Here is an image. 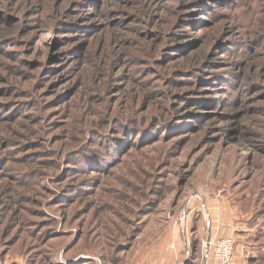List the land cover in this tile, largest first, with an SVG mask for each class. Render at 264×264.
Segmentation results:
<instances>
[{
	"label": "rangeland",
	"instance_id": "374dc122",
	"mask_svg": "<svg viewBox=\"0 0 264 264\" xmlns=\"http://www.w3.org/2000/svg\"><path fill=\"white\" fill-rule=\"evenodd\" d=\"M0 22V264H158L212 197L264 219V0H0Z\"/></svg>",
	"mask_w": 264,
	"mask_h": 264
},
{
	"label": "crops",
	"instance_id": "0c3cea01",
	"mask_svg": "<svg viewBox=\"0 0 264 264\" xmlns=\"http://www.w3.org/2000/svg\"><path fill=\"white\" fill-rule=\"evenodd\" d=\"M248 200V196L245 199L221 196L201 201L196 225L190 223L182 230L176 226L160 239L156 248L158 264H185L189 255H198L201 264H221L214 260L205 243L225 238L236 242L235 257L230 264H264V219ZM172 241L175 244L170 247ZM151 251L149 246L147 264H156L149 259Z\"/></svg>",
	"mask_w": 264,
	"mask_h": 264
},
{
	"label": "built area",
	"instance_id": "2783aa9c",
	"mask_svg": "<svg viewBox=\"0 0 264 264\" xmlns=\"http://www.w3.org/2000/svg\"><path fill=\"white\" fill-rule=\"evenodd\" d=\"M205 244L211 248L215 261L221 264H230L232 262L236 247L234 239L225 238L215 241L210 240Z\"/></svg>",
	"mask_w": 264,
	"mask_h": 264
},
{
	"label": "trees",
	"instance_id": "16d2710c",
	"mask_svg": "<svg viewBox=\"0 0 264 264\" xmlns=\"http://www.w3.org/2000/svg\"><path fill=\"white\" fill-rule=\"evenodd\" d=\"M250 8V7H249ZM8 26H10V24H8V22H0V42H4V43H6V44H8L10 41H11V34H13V32L15 31V29H12V27L14 28L15 26H10V28L8 27ZM26 27H23V29H25ZM206 41L207 40H204V41H202V42H200V44L198 45V47L197 48H199V47H202V46H204V45H206ZM188 46L190 47V48H192V47H194V46H197V42H195V41H189L188 42ZM153 51H155L156 52V47H154V49H153ZM4 53L6 54V51H4ZM3 118H1L0 120H2ZM3 140V139H2ZM1 140V141H2ZM243 196H245V195H243ZM243 198V197H242ZM250 203L252 204V203H254L252 200L250 201ZM255 204V203H254ZM256 207V206H255ZM261 213L263 212V209L262 210H259ZM258 211V212H259ZM260 213V214H261ZM262 215V214H261ZM80 242V238L77 240V243H79ZM76 243V244H77ZM76 244H74V245H76ZM65 249H67V246L65 247ZM72 249V248H71ZM70 251V250H69ZM67 254H71L70 252H68ZM112 264H116L115 262L114 263H112Z\"/></svg>",
	"mask_w": 264,
	"mask_h": 264
}]
</instances>
